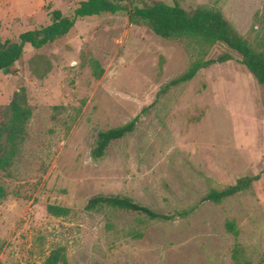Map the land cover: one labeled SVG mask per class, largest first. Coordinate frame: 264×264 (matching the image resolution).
Wrapping results in <instances>:
<instances>
[{"label": "rangeland", "instance_id": "rangeland-1", "mask_svg": "<svg viewBox=\"0 0 264 264\" xmlns=\"http://www.w3.org/2000/svg\"><path fill=\"white\" fill-rule=\"evenodd\" d=\"M157 1L189 12L216 10L253 49L264 47V0ZM75 5L0 0V38L16 40L49 25L53 10L70 17ZM197 50L130 25L119 12L78 20L66 36L27 49L0 73V127L22 88L32 111L19 153L0 170L7 192L0 203V264H46L56 250L64 257L57 264H264V90L234 53L168 87ZM222 53L216 44L205 58ZM134 118L131 134L92 158L99 132ZM258 174L242 193L201 202L212 188ZM96 196L126 197L174 218L87 210ZM48 205L69 213L53 217Z\"/></svg>", "mask_w": 264, "mask_h": 264}, {"label": "trees", "instance_id": "trees-1", "mask_svg": "<svg viewBox=\"0 0 264 264\" xmlns=\"http://www.w3.org/2000/svg\"><path fill=\"white\" fill-rule=\"evenodd\" d=\"M76 5L70 17H64L58 10H53L51 23L37 30L21 33L16 40H4L0 38V73L12 67L24 55L27 49L40 50L53 44L66 36L74 24L85 18H100L125 12L130 25L145 26L155 36L165 41H187L198 48L197 57L179 77L168 83V87L178 86L191 81L196 74L215 64H223L232 60V53L238 56L239 62L246 68L254 81L264 90V47L260 51L253 49L249 43L238 34L231 24L216 10L197 7L192 11H186L177 2L167 5L157 0H74ZM220 44L225 53L216 58L206 59L210 49ZM93 67L99 68L97 62ZM102 69L96 71L95 76L101 77ZM6 112L7 120L0 127V170L8 169L22 144L25 128L32 116L28 106L25 90L22 88L15 92L9 102ZM137 118L123 126L102 131L97 134L95 147L91 152L93 159L104 156L109 145L122 140L131 134ZM264 173V165L262 168ZM260 175L243 176L234 184L222 188L210 189L201 199L202 203L219 204L222 201L248 190L258 181ZM7 197V192L0 185V203ZM109 207L115 210L130 211L141 214L149 220L167 221L174 216H165L151 209L139 205L126 197L96 196L91 198L87 210H97ZM194 211V208L183 211L177 216H186ZM47 212L53 217H64L69 213L68 209L55 205H48ZM229 232L236 234L233 224L228 225ZM1 251V246H0ZM64 257L60 251H54L47 259L46 264H57Z\"/></svg>", "mask_w": 264, "mask_h": 264}]
</instances>
